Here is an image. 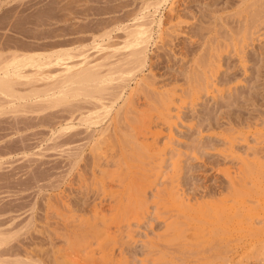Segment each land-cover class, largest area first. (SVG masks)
<instances>
[{
    "label": "rangeland",
    "instance_id": "374dc122",
    "mask_svg": "<svg viewBox=\"0 0 264 264\" xmlns=\"http://www.w3.org/2000/svg\"><path fill=\"white\" fill-rule=\"evenodd\" d=\"M143 1L0 0V50L8 54L14 49L21 52L22 50L28 51L27 48L31 47H33L32 50L38 48L39 51H44L49 47L67 48L80 43L91 45L92 37L101 36L104 30L112 32L114 42H121L122 32L117 28L132 22ZM248 1L244 3L249 4V7L243 5V0H176L173 12V32L163 35L159 41L157 28L153 29L148 61L140 74L149 77L154 84L153 87L161 93L164 91L168 93L171 89H173L172 92L175 90V94L179 91V95L183 94L184 90L187 92L186 89L188 90L190 86H187L186 80L189 77L187 75L195 73V66L192 65H196L195 62L199 63L197 58L200 56L199 53H201L199 57L201 58L205 56L204 54L213 53L216 49H212L214 43L212 41H210L211 45H206L207 42L209 43L207 39L217 41L219 38V43L217 41L213 45L215 47L216 44H220L221 48L219 49V70L213 78H210V83L213 88L217 89V92L214 91L211 94L202 91L193 102L188 99L189 96H186L188 94H183L185 103L178 105L181 111L180 118L176 120L173 128L175 142L171 144L172 146L168 145L169 151L167 150L172 160L166 154L165 160L167 161L161 164L163 172L160 170L162 173L159 172L158 179H150L153 180L150 187L149 184L146 186L136 184L139 183L137 178H144L140 170L146 167L145 172L152 166H149L151 161L149 163L147 156L144 158L143 154H140L142 156L138 158L137 161L140 162L137 163L135 157L138 155H134V160L130 153L122 154L120 151H115L116 149L106 151V157L112 158L113 163H117L123 157L122 162L118 161L116 165L118 170L119 165L125 163V160L123 161L125 157H132H130L133 161L131 164L127 157L126 163L120 165L124 169L122 171L125 172L128 169L126 174L129 169L133 172L127 175L123 172L126 177L129 175L126 179L121 169L118 171L113 163L107 162L111 159L106 160V157L102 156L106 160L104 163L102 157L99 159V161L102 160L101 163L93 161L92 155L89 154L91 139L88 137L90 133L87 134V132L90 131H85V125L75 120L76 128L71 130L72 132L66 131L60 134L67 133L65 136L57 135L59 133L55 131L59 125L64 124V117H66L65 122L69 119L68 108L47 110L40 115L18 113L0 116V232H5L9 241L0 246L1 261L6 263L9 259L10 262L15 258L20 259L24 257L27 250V254L34 253L33 256L36 254L39 256L43 250L44 257H41V253L39 258H42V261L48 258L49 263L46 262V264L54 263L59 256L62 258L60 261H63L65 253H70L72 256L66 254L72 258L68 260H74L76 255L85 254L86 258L82 256V259L86 262L79 264H111L104 259L105 257H110L109 260L113 264H156L155 260L158 259V264H222L223 261L226 263L230 260L234 264L238 262L239 257L242 258L239 260L241 264H264V248L260 249L264 245L260 242L261 238H264L262 233H258L260 237L257 234H251V236H258L256 239L259 238L258 241L254 239V243L250 234L245 232L243 235L237 232L233 236L234 232L226 234L229 237L225 235H223L225 237L221 235L216 237L214 231L209 233L211 232L209 230L215 226L208 221L207 215L205 219L207 209L212 208L211 213L218 208L216 206L214 209L213 204L216 205L219 202L224 205L229 197L233 198V190L238 188L236 189L238 194L244 186L251 191V194L248 191L249 196H243L241 199L239 197L242 192L236 196L239 200H246V207L254 208L251 210L253 221L264 217V198H262L264 194V0ZM255 4L261 10L258 9V11ZM243 8L250 9L246 10L251 12L243 14L245 11ZM167 9L165 5L157 13V17H161L165 23L169 19ZM238 10L243 11L241 13L243 15L238 16L236 13L239 12ZM252 12L255 14L253 15ZM254 17L257 22L253 19ZM245 24L247 26H244ZM243 26L244 28L250 27L247 29L253 33V40L245 47L244 52L239 54L234 50L233 42L239 39L242 34L240 32H243L240 29H243ZM230 33L232 36L229 35ZM214 35L215 39L211 38ZM54 43H58L57 45L61 43V45L57 46ZM15 46L22 49H16ZM20 46H25V48ZM9 48L12 49L9 50ZM32 50L30 49L29 52ZM89 54L96 53L94 49H91ZM134 81L132 77L128 82L131 88L134 87ZM135 89L132 98L140 105L139 110L147 114L146 119H149V124L152 122L151 125H154L152 130L155 132L159 128L156 129L155 124L162 122L157 112L160 106L157 103V97L153 96L154 94L147 96L148 91L144 89L143 92L138 88ZM150 97L156 98L153 100L154 98ZM162 128L164 126L159 129L162 130ZM162 135L158 141V148L166 141L162 142ZM148 142H151L150 139ZM172 148H175V152ZM170 151L176 154H169ZM252 152L255 154L252 155ZM171 155L176 156L172 158ZM173 161L177 163L179 169L178 176L174 179L176 188L184 198L191 199V207L185 204L177 208L167 197L170 182L168 177L172 174L170 163H174ZM100 164H103L102 167ZM109 164L112 166L108 167ZM98 165L101 169L104 167L106 175ZM105 166L109 169L106 170ZM99 170L103 173L101 174ZM111 170L116 173L112 175L114 172L112 173ZM117 174L121 179L117 177ZM167 174H169L168 177L163 176ZM231 174L232 176L238 175L236 179L234 178V183L232 182L234 185L227 180V176ZM116 177L119 178V182ZM238 177H242L243 180L241 181ZM128 178L129 181L131 179L132 182L135 181L139 188L141 185V190H144L141 193L147 196L145 198L148 209L141 216L140 211V213L134 211L137 214L128 213L124 217L118 214L120 216L118 218L114 211L118 208L117 202L126 200L125 196H122L121 185ZM132 182L127 181V183ZM144 182L148 183L146 180ZM240 182L241 186L242 183L246 185L239 187ZM119 187H121V192ZM103 188H106V192ZM257 190L262 193L260 196L257 195ZM230 192L233 195H230ZM116 193L120 196L117 197ZM236 196L234 199L238 200ZM181 210L185 213H180ZM96 214L97 217H95ZM30 222L31 224L28 225ZM205 222L210 224L209 227ZM179 223L180 230L173 225H179ZM171 224L172 228L178 229L173 231L174 228H170ZM257 225L260 226L255 224V227ZM228 227L227 231L232 232V225ZM43 229L45 231H42ZM168 229H171L170 232ZM198 229H201V232ZM83 231L90 236L85 237L86 234H83ZM94 231L100 235V232L109 231L106 233L110 234L111 238L105 237L108 236L106 233H102L101 236L92 234L95 233ZM74 232L83 233L79 236L80 234L77 235ZM171 232L175 233L171 234ZM13 235L15 238H12ZM83 236L86 239L81 240ZM235 238L244 240L238 244V242H233ZM261 241L263 242L264 239ZM71 242H78L76 244L78 247L73 250L76 254L74 256V252L71 251L72 248L74 249ZM79 243L82 246H79ZM69 244L72 248L68 247ZM78 248L81 251L87 248L86 253L88 250H93L95 256L90 255L95 260L94 258L87 259L89 256L87 257L85 251L81 252L77 250ZM101 248L103 252L99 253L102 251ZM36 249L41 250L40 253ZM31 250L33 252H30ZM228 250L231 252L228 253ZM23 251L24 255H21ZM224 251L227 253L224 254ZM159 252H164L166 262L161 259L163 256L159 255ZM10 253L17 257L11 255L12 258ZM166 253L171 255L174 253L171 258L176 256L175 259L171 260L170 255ZM155 255H159L158 259H155ZM45 256L46 259H44ZM51 260L52 263H50Z\"/></svg>",
    "mask_w": 264,
    "mask_h": 264
},
{
    "label": "bare ground",
    "instance_id": "6f19581e",
    "mask_svg": "<svg viewBox=\"0 0 264 264\" xmlns=\"http://www.w3.org/2000/svg\"><path fill=\"white\" fill-rule=\"evenodd\" d=\"M246 1L243 0L244 6L246 5L244 3ZM259 1L260 0H258L257 2H259ZM248 2H250V0ZM260 3H262V1ZM175 4H176V0H144L142 2L140 9L138 10L137 14L132 19V22L130 24H125V25H122L119 28H117V29H119V31L122 32L121 42H119V41L114 42L112 40L113 37L111 36L112 32L109 30H104L103 34L101 33L102 34L101 36L99 35V36L92 37L91 45H85V44L80 43L78 45L67 47V48H64L63 47L64 45H63L62 46L63 48H58V47L57 48H54V47L50 48L49 47L50 49L44 48L45 49V50L43 49L44 51H39L38 48L32 50L33 47H31L30 48L32 50L31 52H29L30 49H28L27 47L26 48L28 51L22 50L20 52V51L14 49L15 47H16V49L18 48V46H15L13 48L14 50L9 51L8 54L5 53V51L2 52L0 50V116L4 115V114L16 115L18 113H36L37 115H40L47 110H54V109H58V108L59 109L68 108L69 110L68 109L67 110L69 112V119L65 122L66 117H64L65 118L64 124H61L63 121L62 122L59 121V122H61L60 123L61 125H59V128L55 131V133H59L57 135L63 134L66 131L68 132V131L74 130L76 128L74 121L77 120L76 121L77 123H79L81 125L82 124L85 125V129H86V130L84 129L85 131H90V132H87V134L90 133V134H88L89 135L88 137H90L89 139H91L89 154L92 155L91 157L93 158V161L95 163L97 161H99V159L102 156L106 157L105 153L107 150L112 151V150L116 149L115 151H118V152L120 151L122 154L130 153L133 155V158H134V155L135 156L138 155V157L137 156L135 157L136 160L134 158V160L137 163L140 162V161L139 162L137 161L138 158H140L142 156L140 154H143L144 158L147 156L149 158V163L151 161L149 166H151V165L152 166L149 169L147 168V170H145V172H144V169L146 167L145 168L143 167V169H142L143 171L140 170L141 172H143L141 176L144 175L143 176L144 178H142V179H141V177L137 178L136 180H139V183H136V184H141V185L143 184L144 186L149 184L148 185L149 187H150V185L152 186L153 180L151 181L150 179H152V178L158 179L160 177L158 174H159V172L162 171L161 170V167H162L161 164L164 161H167V160H165V158H166L165 156H166L167 150L169 148L168 145H171L175 142L174 141V135H173V128H174L176 120H178L180 118L179 114L181 111L179 110L180 109L179 104L184 102V100H185V99H183L184 98L183 94L184 93L188 94L186 96L187 97L189 96L188 99H190L193 102L197 99L198 95L202 91H204L205 93H211V94L214 93V91L217 92V89L215 87L214 88L212 87V83H210V78L214 77V75L217 73V71L219 70V67H220V65H219V56H220L219 55V49L221 48L220 47L221 45L216 44L217 46L215 45V47L213 45L217 41L219 43L218 37H217L218 38L217 41L216 40L214 41L213 39L212 40L207 39V41H209V43L208 42L206 43V41L204 42V43H206V45L207 44L211 45L212 43H210V41L214 42L212 44V46H213L212 49L213 48H216V49H214L213 53H208L209 56H208V54L207 55L204 54L205 56H208L206 58H205V56H203L205 59L203 57L199 58L201 56V53H199L200 56L196 55V56H199V57H197L199 60V63L197 62L198 63L197 64L195 62L196 65L193 64L192 66H195V69L197 72L195 71V73L193 74V72H194L193 71L192 72L193 75H187V77L189 76L188 79L186 78L187 79L186 80L187 86L190 85L191 87L188 86V90L185 88L187 92H185V90H184L183 94H181V95L178 94L179 91L176 94L174 93L175 90L172 92L171 90H173V89L169 90V91H171V93H169L168 90H167L168 93H166L165 91H164V93H161L160 91L158 92L157 89H155V87H153L154 84L152 83V80L149 79V77L147 78V77L140 74V73H142V71H143L142 69L145 67V65L148 61V51H149V47H150L151 42H152L151 36H152L153 29L155 27L157 28V34H158L159 41L161 40L163 35H165V34L169 35V32L170 33L173 32L172 31V29L174 28L173 12L175 11ZM241 4H242V2H241ZM165 5H167V7H168L167 10L169 13V19L166 21V23L161 19V17L160 18L157 17V13H158L159 9ZM255 5L257 7V4H255ZM246 6L249 7V4ZM253 7H254V5H253ZM256 7H255V10H256ZM238 9H240V8L238 7ZM246 9H244L245 10L244 12L243 11L240 12L238 10L240 13L239 12H236V13L238 14V16L243 15L244 13L247 12V10H250V9H247V10ZM258 9H260V8L257 7V10ZM242 12H243V14H241ZM248 12L250 13L251 11H248ZM254 14L255 13H253V15ZM247 15H249V14H247ZM247 17H249V16H247ZM255 17L253 18L254 20H255ZM241 18H244V17H241ZM250 18H251V16H250ZM245 19H247V18H245ZM254 20H253V22H254ZM255 21L257 22V20H255ZM258 22H259V20H258ZM164 24H166V26ZM244 26H247V25L245 24ZM244 26H243V29H240L241 31L243 30V32H240L242 34H240L239 39L237 41L233 42L234 50H236L239 54L243 53L245 50V47L253 40V33L251 31H248V29H250V27L244 28ZM244 29H247V30H244ZM234 32L235 31H233V33ZM229 35L232 36V33H230ZM214 37H215V35L211 38H214ZM208 38H210V36ZM54 44L57 45L58 43L57 44L54 43ZM59 45H61V43H59ZM59 45H57V46H59ZM203 45H205V44H203ZM206 45L204 47H206ZM9 47H11V46H9ZM20 47H23V49L25 48V46H20ZM11 49L9 48V50H11ZM18 49H20V48H18ZM91 49L92 50L94 49L96 54H93V55L89 54V51ZM204 50H206V49H204ZM191 68L194 69V67H191ZM191 71H192V69L190 70V72ZM132 77L135 80L134 81L135 84H134V87L131 88L129 86L128 82L130 81V79ZM189 81H190V84H188ZM213 85H215V84H213ZM135 88L142 90V92H143V89L146 90V92L148 91L147 92L148 95L144 91L147 96H150L149 94H154L153 96L157 97V103L160 106L157 105V106H159V109L158 110L156 109V110L158 112V116L161 119L160 121H162V122L160 124H158V123L155 124V128L157 129L158 127L161 128L164 126V128H162V130H160L158 128L159 131H157L158 130L157 129L155 132H153L152 127L154 125L153 126L151 125L152 122H151V124L148 123L150 121H148L149 119H146L147 114L145 115V114H143V111H141V109L139 110L140 105L132 98L133 91L136 90ZM211 88H212V90H211ZM182 89H180V90H182ZM126 90H127V95L125 96ZM156 97H153L154 99L151 97L150 98L155 100ZM187 97H186V99H187ZM184 103H182V104H184ZM81 104L82 105L84 104L85 107L82 106ZM85 104L89 105V106L86 107ZM61 111H63V110H61ZM75 114L78 116H76ZM163 129L166 130V134H164L165 130H163ZM162 132H163V135H162ZM66 134L60 135V136H65ZM161 135H162V139H163L162 142L165 140L166 141L164 143H162V145H160L162 148L161 147L158 148L159 147L158 141H159V138L161 137ZM149 139L151 142H148ZM255 142H256V140H255ZM61 145H63V144L61 143ZM174 149L172 148V150H174ZM248 149H250L249 146H248ZM111 151H109V152H111ZM171 151L169 152V154L170 153L176 154V153H172ZM118 152H117V154H118ZM174 152H175V150H174ZM114 153H116V152H114ZM252 153H253L252 155L255 154V152H252ZM117 154H116V156H118ZM90 155H89V157H90ZM121 155H119V157ZM174 156H176V155H173L172 158ZM76 157H78V156H76ZM104 157H102L103 161L100 160L103 163L108 158V157H106V160H105ZM127 157H125V159H123V161L125 160L124 161L125 163L128 160V159L126 160ZM130 157H128L129 158L128 162H130V164H131L133 161L130 160ZM169 157L170 156L168 155V158ZM122 158H120V160H118L119 163H120V161L122 162V160H121ZM80 159H81V157H80ZM108 159H111L110 161L109 160L107 161L108 163L112 161V158H108ZM116 159H115V161H117ZM142 159L143 158H141V161H143ZM170 159H171V157H170ZM90 161H92V160H90ZM100 161H99V163H101ZM118 161H117V163H118ZM111 163H113V162H111ZM117 163L114 162L113 164L115 165L114 167H116V169L118 170V168L116 166ZM121 164H123V163H121ZM170 164H171V172H172L171 177L170 176L168 177L169 174L163 175V176H167L170 180L169 189L167 190V197L173 203L174 206H177V208L180 206L183 207V205H185V204L186 205L188 204V206H190L191 199L190 198H184L182 193H179V190H177L178 189V188H176L177 185H175L176 182L174 181V179L176 178V176H178V172H179L178 165L176 162L170 163ZM102 165L100 164L101 167H102ZM120 165H119V170L120 169H121L120 171L124 170V169H122V166L120 167ZM92 166H94V165H92ZM100 166L98 165V167H100ZM109 166H112V165L109 164L108 167ZM130 166H132V165H130ZM101 167H100V169H101ZM105 167H107V166H105ZM108 167L105 169L106 170L109 169ZM141 167H142V165H141ZM103 169H104V167H103ZM103 169H101V170H103ZM101 170H99V171H101ZM113 170H114V168H113ZM113 170H111L112 173L114 172L112 175H114L116 173ZM138 170H139V168H138ZM103 171L105 172V175H106L107 174L106 171L105 170H103ZM103 171H101L100 173L102 174ZM127 171H128V169L125 170V172H127ZM123 172L124 171H122V173ZM129 172H131L130 169H129ZM167 172H169V171H167ZM122 173H121V175L124 174V173L123 174ZM131 173L133 174V172H131ZM229 173H231V172H229ZM125 174H124V177H126ZM233 174H231L229 176L226 175L228 177L227 180H229V182H231V184L234 183L233 182L234 178L236 179V177L238 176V175L232 176ZM117 175H115V176L119 177V174H117ZM130 176H132V175L130 174ZM157 176H159V177H157ZM127 177H126V179H127ZM119 178H117V180ZM129 178H131V177H129ZM129 178L127 181L132 182V179H131V181H129ZM238 178L239 179L241 178L240 179L241 181L243 180L242 177H238ZM133 179H134V177H133ZM144 179L148 183L144 182L145 181ZM113 180L115 181L116 179H113ZM117 180H116V182H117ZM142 180H144V181L140 182ZM127 181H125V183H122V185H121L122 186V193H123V194L122 193L121 194H122V196H125L126 200L123 197L124 202H123V200H122V202H117L118 208H116V210L114 209L115 210L114 212L117 213V214L115 213L116 214L115 216H117L118 218L120 216L124 217V215H126V214L128 215V213L134 214L135 212L138 213L139 211L141 212V214H139L141 216L143 213L147 212V209H148L147 208L148 203L146 204L147 196H146V194L141 193L142 191H144V190H141V185L139 188L138 187L139 185L136 186L135 181L132 183H127ZM165 181H166V179H165ZM118 182H119V180H118ZM236 182H238V181H236ZM120 183H121V181H120ZM237 184H235V185H237ZM243 184L246 185V183H242V186H244ZM240 186H241V182L239 183V187ZM167 187H168V185H167ZM119 188H120V192H121V187H119ZM244 188H246V186H244ZM165 189H166V187H165ZM236 189H238V188H236ZM243 189L239 190V193L242 192V195H240L239 199H241L243 196H249L248 191H250V190L248 188H246L247 190L245 189L246 191ZM104 190L106 192V188ZM235 190H233L234 195L231 194V192H230V195H233V198L229 197V198H231V200H229V198H228L227 202L222 201V202H224V205L222 203H219V202L216 203V205L213 204L212 207H214V209L216 206H218V208L215 209L214 211H211V213H210V210H213V209L212 208L210 210L207 209V212L209 214H206L207 212L205 213V219H206V215H207L208 221L211 222L213 226H215V228L212 227L215 230L210 229L209 231H211V232H209V233H213L212 231H214L215 232L214 235L216 237L217 236L220 237V235H221V237H225V236L227 237L229 234H233L234 232L235 233L233 234V236H235L237 232L239 235L241 233L243 235V233L245 232L246 234L249 233L250 236H251V234H257L260 237V234H258V233H262V236L264 237V235H263L264 234V217L263 218L261 217L259 219L257 218L258 219L257 221L256 220L253 221L252 220L253 216H251V215H253L252 214L253 211H251V210H253L254 208L249 209L248 208L249 206L246 207V205H247V204L245 205L246 200H239L237 197V196H239V193L237 194V190L235 193ZM111 193L113 194V192H110V194ZM257 193H258L257 195H259V196L262 194L259 190H257ZM250 194H251V191H250ZM126 195H128V196H126ZM263 195H262V198H264ZM116 196L119 197L120 195L118 196V194H117ZM145 196H146V198H145ZM234 196H236L238 200H235L236 198L234 199ZM117 197H116V199H117ZM125 201H127V202L125 203ZM263 202L261 200L262 205H263ZM66 205L67 204H65V206ZM137 213H135V214H137ZM180 213H182V210ZM183 213H185V212H183ZM136 216H138V215H136ZM95 217H97V214L95 215ZM205 223H208V222H205ZM30 224H31V222L28 225H30ZM255 224H259L260 226L257 225L258 227L257 226L255 227ZM173 225L175 227L177 226L178 228L179 227L181 228L180 223H179L180 226L178 224H173ZM173 225L171 224V227H170L171 229L174 228L173 231L178 229V228L175 229V227L172 228ZM209 225L210 224L208 223V227H209ZM228 225L229 226L232 225V227H233L232 228L233 230L231 229L232 232L227 231V229L229 228ZM168 226H170V225H168ZM180 228H179V230H180ZM170 230L168 229L169 232H170ZM200 230L198 229L199 232H201ZM219 230L223 234H221V232ZM38 231L40 232V230H38ZM42 231H45V230L43 229ZM198 231H195V233L197 232V234H198L199 233ZM35 232H36V230H35ZM91 232H93V231H91ZM96 232L92 233V234L98 235L99 233H96ZM106 232L107 231H105V233ZM169 232H168V235H169ZM177 232H180V231H177ZM225 232H227V233H225ZM4 233L5 232H2V231L0 232V246H3L7 242H9L7 239L8 236L5 235ZM36 233H38V232H36ZM90 233H88V234H90ZM100 233L102 235L103 232H100ZM105 233H103V234H105ZM107 233H109V231ZM107 233H106V235H108ZM172 233H175V232H171V234ZM6 234H8V233H6ZM75 234L79 235L80 233H75ZM75 234H74V236H76ZM81 234L79 236H81ZM83 234H86V235H84L85 237L87 236V233L84 232ZM177 234H179V233H177ZM226 234H228V235H226ZM97 235H96V237H97ZM101 235L99 234L98 236H101ZM109 235L105 236V237L111 238V237H109ZM211 235L213 236V234H211ZM223 235H225V236H223ZM89 236H87V237H89ZM258 236H256V237H258ZM9 237H11V236H9ZM85 237L82 238L81 240L86 239ZM254 237L255 236H253V235L251 236V238L253 239V243H254V239L257 241L259 239V238L256 239V237L255 238ZM12 238H15V236L13 235ZM12 238H11V240H12ZM241 238H240V240L238 239L239 241L236 238L235 239L237 241L236 240L233 241V239H232V241L238 242V244H240L241 243L240 241L244 240ZM263 239L261 238V240H263ZM261 240H260L261 244H264L263 243L264 241L262 242ZM224 241L225 240H223V242ZM228 242L231 243V241H228ZM73 243H72V245L71 244L68 245V247L70 245L74 247V249H73L70 246L72 248V250H71L72 252H74L73 250H75V247L76 248L78 247L76 245L78 242H73ZM79 244H78L79 246H82L81 243H79ZM258 244L260 245V243H258ZM36 245H38V244H36ZM74 245H76V246H74ZM247 245H248V243H247ZM159 246L161 247V245H159ZM263 246L264 245H262V248H260V249H263L264 248ZM30 247H32V246H30ZM101 247H103V245ZM255 247H257V245ZM26 248L28 249L29 247H26ZM32 248H34V246ZM79 248H81V247H79ZM79 248L77 250L81 251ZM221 248L225 249V247H221ZM251 248H252V246L250 247V249ZM68 250H70V249L68 248ZM77 250H76V252H77ZM85 250H87V248H85ZM85 250L83 249L82 251H85ZM246 250H248V249H246ZM37 251H38V253H40L41 250H37ZM42 251H41V253H42ZM30 252H33V251L31 250ZM101 252H103V249L99 253H101ZM166 252H168V251H166ZM229 252H231V251L228 250V253ZM14 253H16V252H14ZM27 253H28V250H27ZM27 253L25 255H24V251H23V254L20 253L21 255H24V257H21V258H24L23 260H20L21 258L20 259L15 258V260H11V262H10L9 261L10 259H9L5 263L4 261H1L2 260L1 259L0 262H3V264H46V262L49 263L47 261L48 258L46 256L44 258V259L47 258L46 261L43 259L45 262L42 261V258L41 259L39 258L41 253L39 254V256H37V254H36V256L35 255L33 256L34 253H32V255H30V253L29 254H27ZM85 253H86V251H85ZM223 253L226 254L227 251L226 252L224 251ZM43 254L44 253L41 254L42 255L41 257H44ZM66 254L69 256L70 253L64 254L63 261H60L62 259V258H60V256L59 257L56 256V258L58 257L59 261H57L58 259L57 260L55 259L54 263H52V260L50 261V263H52V264H79L80 262L84 261L82 259V256H84V258H86L85 254L84 255L79 254V256H78L74 252L73 256H74V254L76 255L74 257L76 260L75 259L71 260L72 259L71 254H70L71 257H68ZM86 254H87V257L89 256L87 259H90V258H92V256L90 254L94 255L95 252L93 250H88V252ZM107 254H106V256H107ZM163 254H164V252L160 253L159 255L163 256ZM166 254L168 256L170 255V258L174 255V253H173V255L168 254V253H166ZM232 254H233V252H232ZM11 255H13V253H10V256ZM104 255H105V253H104ZM65 256H67V257H65ZM158 256L155 255L154 256L155 259H158ZM224 256L227 257L226 255H224ZM13 257H17V256H15V254H14ZM79 257L81 259H78ZM101 257H103V256H101ZM163 257H161V259L164 261V259L166 257L165 256H163ZM175 257L171 258V260L175 259ZM68 258H71V259L68 260ZM107 258L105 257L104 259H106V261H108L109 263L113 264V262H110L111 260H109L111 258L110 257H107ZM239 258H237L238 262H236L234 264H241V262L239 260H241L242 258H240V259ZM92 259H91V262H92ZM94 260H95V258H94ZM102 260H103V258H102ZM106 261H104V262L106 263ZM155 261H156V264H158L157 262H159V259L155 260ZM84 262H86V261H84ZM164 262H166V261H164ZM173 262H174V260L172 261V263ZM224 263L225 262L223 261L222 264H224ZM225 264H232V261L231 260L227 261Z\"/></svg>",
    "mask_w": 264,
    "mask_h": 264
}]
</instances>
